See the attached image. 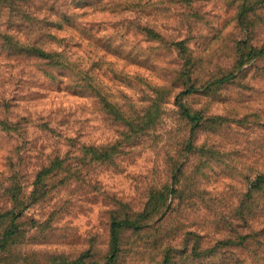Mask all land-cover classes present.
<instances>
[{
	"label": "rangeland",
	"instance_id": "obj_1",
	"mask_svg": "<svg viewBox=\"0 0 264 264\" xmlns=\"http://www.w3.org/2000/svg\"><path fill=\"white\" fill-rule=\"evenodd\" d=\"M260 176L264 0H0V264H264Z\"/></svg>",
	"mask_w": 264,
	"mask_h": 264
},
{
	"label": "trees",
	"instance_id": "obj_2",
	"mask_svg": "<svg viewBox=\"0 0 264 264\" xmlns=\"http://www.w3.org/2000/svg\"><path fill=\"white\" fill-rule=\"evenodd\" d=\"M34 45L36 47V50L32 53L29 52L28 57L46 63L52 69V72L55 75L65 76L66 78L70 79L71 76L69 77L68 75H63L61 74V72L67 73V71H71V70L78 71L80 69L79 61H77V59L74 58L75 53H73L69 49V46L64 47L62 51L51 50L47 52L44 49H42V47H40L38 44H34ZM54 78L55 76H53V79ZM228 79L229 77H224L220 79V82H225ZM261 179L263 180L264 176H260L258 178V181ZM124 223L130 226H133L135 224V222L131 220L124 221ZM113 240H114V244H117L118 235H117V231L115 230V227L113 229Z\"/></svg>",
	"mask_w": 264,
	"mask_h": 264
}]
</instances>
